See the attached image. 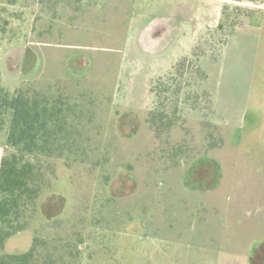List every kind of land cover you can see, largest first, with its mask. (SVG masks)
<instances>
[{
    "label": "rangeland",
    "instance_id": "obj_1",
    "mask_svg": "<svg viewBox=\"0 0 264 264\" xmlns=\"http://www.w3.org/2000/svg\"><path fill=\"white\" fill-rule=\"evenodd\" d=\"M253 1L235 13L232 0H0L5 91H61L93 111L69 216L48 195L43 211L57 218L35 224L42 236L79 233V264H264V0ZM155 17H174L175 31L161 41L153 28L144 54L136 35ZM194 52L215 113H182L156 138L149 89ZM33 237L9 238L4 252H27Z\"/></svg>",
    "mask_w": 264,
    "mask_h": 264
},
{
    "label": "trees",
    "instance_id": "obj_2",
    "mask_svg": "<svg viewBox=\"0 0 264 264\" xmlns=\"http://www.w3.org/2000/svg\"><path fill=\"white\" fill-rule=\"evenodd\" d=\"M15 1L12 0V5ZM232 1L237 4L231 7L235 13L243 9L241 4L248 1L254 4L253 0ZM248 11L249 18L253 11ZM222 26L218 25V29ZM5 33L1 26L0 43ZM199 57L195 52L190 58L182 57L168 74L152 83L149 93L156 100V106L149 111L146 124L154 137L169 133L178 121H183L182 113L203 110L207 112L206 117L214 115L212 96L201 87L208 76L200 70ZM1 76L0 64V136L4 133L10 148L0 161V264H79L83 246L79 233L74 241L56 233L45 237L34 226L37 222L53 223L59 216L67 217L72 196L71 172L76 164H85L89 156L86 153L89 139L84 137L83 130L89 123L86 119L93 118V111L88 104H80V98H70L61 91L36 89L34 85L20 86L9 93L1 86ZM203 101L210 107L202 108ZM207 120L205 128L216 130ZM208 139L213 140L211 135L206 136L205 140ZM214 141L215 145L210 144L209 148H217ZM83 144L86 145L81 149ZM206 161L207 157H203L200 162ZM218 166L216 162L217 174L221 169ZM66 178V186L57 188L56 182ZM212 189L204 187V191ZM48 195L63 199V208L57 217L48 218L43 211ZM30 228L34 237L27 252H4L6 240Z\"/></svg>",
    "mask_w": 264,
    "mask_h": 264
},
{
    "label": "flooded vegetation",
    "instance_id": "obj_3",
    "mask_svg": "<svg viewBox=\"0 0 264 264\" xmlns=\"http://www.w3.org/2000/svg\"><path fill=\"white\" fill-rule=\"evenodd\" d=\"M172 18H174V17H155L150 21L149 24L145 25L144 28L142 27L141 30H139L138 34L136 35L135 45H137V47L139 48V50L142 53L148 54L146 47H147V44L149 41V32H151L153 28H155L159 32L163 33L162 37L159 38L161 41L164 38H167L168 35H170L172 29L175 31V28H172L169 26V21ZM174 31H173V33H174ZM156 39L158 40V37H156ZM183 57H186V56H183ZM173 65L171 66V69H172ZM171 69H169V70H171ZM168 71H167V73L158 76L156 79H158L159 77L165 76L166 74L169 73ZM155 106H156V103H155ZM202 185L204 186V184H202Z\"/></svg>",
    "mask_w": 264,
    "mask_h": 264
},
{
    "label": "crops",
    "instance_id": "obj_4",
    "mask_svg": "<svg viewBox=\"0 0 264 264\" xmlns=\"http://www.w3.org/2000/svg\"><path fill=\"white\" fill-rule=\"evenodd\" d=\"M2 78H3V74L1 76V86H2ZM10 151V148L7 146L6 144V138L4 133L0 136V161L2 159V157Z\"/></svg>",
    "mask_w": 264,
    "mask_h": 264
}]
</instances>
